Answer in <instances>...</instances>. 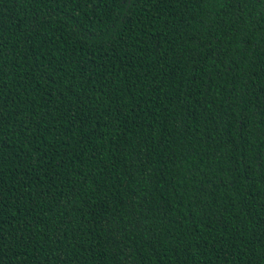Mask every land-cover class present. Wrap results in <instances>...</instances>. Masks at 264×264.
Returning a JSON list of instances; mask_svg holds the SVG:
<instances>
[{
  "label": "trees",
  "instance_id": "16d2710c",
  "mask_svg": "<svg viewBox=\"0 0 264 264\" xmlns=\"http://www.w3.org/2000/svg\"><path fill=\"white\" fill-rule=\"evenodd\" d=\"M0 264H264V0H0Z\"/></svg>",
  "mask_w": 264,
  "mask_h": 264
}]
</instances>
